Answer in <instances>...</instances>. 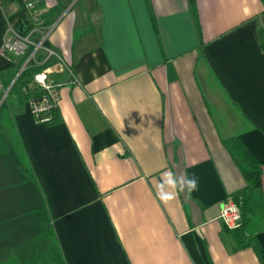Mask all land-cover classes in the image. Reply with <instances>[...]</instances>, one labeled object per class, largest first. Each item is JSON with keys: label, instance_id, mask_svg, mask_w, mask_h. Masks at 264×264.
I'll use <instances>...</instances> for the list:
<instances>
[{"label": "crops", "instance_id": "crops-1", "mask_svg": "<svg viewBox=\"0 0 264 264\" xmlns=\"http://www.w3.org/2000/svg\"><path fill=\"white\" fill-rule=\"evenodd\" d=\"M4 2L0 69L20 59L5 35L31 25L23 0ZM35 4L54 18L60 121L14 100L0 123V264L37 263L47 224L66 264H264V0H195L196 19L188 0ZM232 138L260 162L247 247L221 236L222 204L247 186ZM167 170L198 191L160 201Z\"/></svg>", "mask_w": 264, "mask_h": 264}, {"label": "trees", "instance_id": "trees-1", "mask_svg": "<svg viewBox=\"0 0 264 264\" xmlns=\"http://www.w3.org/2000/svg\"><path fill=\"white\" fill-rule=\"evenodd\" d=\"M4 1L6 0H0V7L2 8L3 14L6 17L8 13L6 11V3ZM188 2L189 7L191 8L196 19L195 0H188ZM25 11L31 21L29 11ZM47 17L48 16H41L40 22L35 23V26L46 29L54 22V18L44 21V19ZM197 27L199 28L198 24ZM256 28L260 43L264 47V30L261 23L259 22V19H257ZM40 38L41 34L39 31L32 34V41L34 43H37ZM43 46L52 48L48 44L46 38L43 41ZM33 50L34 45H30L25 54L17 62L0 69V113L3 109L8 112V108L11 105V103H7V98L9 96L13 100L19 102L35 100L38 103L42 98L43 91L38 85L34 83L33 76L36 72L47 67L50 58L45 59V56L41 53L42 50H36L34 52V57L28 60V57L33 52ZM6 90H8L7 95L1 100ZM33 116L37 122L43 123L45 125L55 124L60 121L58 105L51 106L48 110L40 111L38 113L33 112ZM225 145L227 146L232 159L237 163L243 176L245 177L247 186L246 188L242 189L239 194L233 196L231 199L239 206L241 212L240 227L229 229L224 225L223 229L221 230V236L224 234H230L236 242L237 247H247L253 244L251 237L246 233V225L251 221L254 213L252 205V193L261 185L260 171L258 168L260 162L239 138L229 139L225 141ZM46 230L49 240L51 241L48 245L46 264H66L59 245L54 239L53 230L50 224L45 226V230L43 229L41 234L45 233ZM262 256L264 257V255Z\"/></svg>", "mask_w": 264, "mask_h": 264}, {"label": "built area", "instance_id": "built-area-1", "mask_svg": "<svg viewBox=\"0 0 264 264\" xmlns=\"http://www.w3.org/2000/svg\"><path fill=\"white\" fill-rule=\"evenodd\" d=\"M25 10L29 11L31 17V25L23 34H7L5 35L1 52L7 54H15L23 56L30 45H34L33 52L29 55L28 60L34 57L36 50L44 52L45 59L54 57L59 62H62L60 55L52 48L43 46V41L46 38L45 28L35 26V23L40 22V10L35 4V0H23ZM40 32L41 38L37 43L32 41V34ZM33 81L38 85L42 91L43 96L37 103L35 100H30L29 103L32 112H40L48 110L51 106H56L58 103V86L50 76L47 69L36 72L33 76ZM219 217L223 224L229 229H235L241 225V212L239 206L233 201L228 200L220 209Z\"/></svg>", "mask_w": 264, "mask_h": 264}, {"label": "clouds", "instance_id": "clouds-1", "mask_svg": "<svg viewBox=\"0 0 264 264\" xmlns=\"http://www.w3.org/2000/svg\"><path fill=\"white\" fill-rule=\"evenodd\" d=\"M199 181L195 175L189 176L187 173L177 177L171 170L162 173L161 181L157 186V197L167 204L177 198L180 193L198 191Z\"/></svg>", "mask_w": 264, "mask_h": 264}, {"label": "rangeland", "instance_id": "rangeland-1", "mask_svg": "<svg viewBox=\"0 0 264 264\" xmlns=\"http://www.w3.org/2000/svg\"><path fill=\"white\" fill-rule=\"evenodd\" d=\"M19 58H21L22 56L21 55H17ZM13 102H16L14 101L12 98H10V96L7 98V103H11L13 104ZM3 120H8V115H7V112L3 109L0 113V123H2ZM21 156V155H20ZM21 163L23 165H26V161L24 160V158L21 156ZM23 173V171H22ZM23 176H25V174L23 173ZM26 179H25V182L26 183H29L32 187H33V190L34 192L36 193L37 192V189H36V186L31 182L30 179L27 178V175L25 176ZM45 236L47 237H44V236H40L39 238H37L38 240H36L34 243H33V247L35 250H37V252L39 253L37 255V257H35V261H37V263L35 264H44L43 260H44V251H45V248H46V245L48 244V242H51L49 240V236H48V233H47V230L45 231ZM38 237V236H37ZM51 239V238H50ZM34 254V253H33Z\"/></svg>", "mask_w": 264, "mask_h": 264}, {"label": "water", "instance_id": "water-1", "mask_svg": "<svg viewBox=\"0 0 264 264\" xmlns=\"http://www.w3.org/2000/svg\"><path fill=\"white\" fill-rule=\"evenodd\" d=\"M7 91H8V90H6V91L4 92V94H3L2 98H1V100H2L3 98H5V96L7 95ZM222 206H223V204H222Z\"/></svg>", "mask_w": 264, "mask_h": 264}]
</instances>
